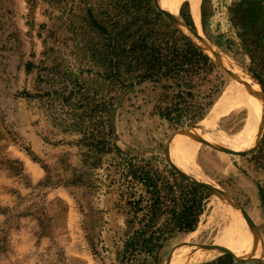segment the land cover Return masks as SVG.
<instances>
[{
	"label": "rangeland",
	"instance_id": "1",
	"mask_svg": "<svg viewBox=\"0 0 264 264\" xmlns=\"http://www.w3.org/2000/svg\"><path fill=\"white\" fill-rule=\"evenodd\" d=\"M155 1L191 41L213 43L264 82V0H177L175 18L161 0H152L154 6ZM95 2L0 0V235L6 238L0 264L114 263L116 248L134 221L127 195L120 196L119 176L126 162L157 170L169 183L190 184L177 168L204 182V210L195 229L205 222L212 195L226 205L228 224L221 240L204 239L207 245L175 258L187 232H174L149 264H172V258L179 264H202L223 255L264 264V201L258 186L264 167L256 168L249 153L261 138L264 109L251 146L215 128L210 145L195 155L200 173L186 172L190 164L177 150L198 125L224 128L240 122V115L229 112L235 103L234 77L213 57V72L195 80L192 93L178 105L184 115L200 105L202 115L191 125L173 123L163 113L179 112L174 109L175 80L122 83L103 69L99 52L106 40L85 23L82 12ZM27 62L33 64L29 72ZM68 90L88 91L92 124L102 118L107 151L88 153L78 143L79 134L53 123L57 113L47 109L49 98L54 91ZM45 92L51 96L42 97ZM66 105L62 109L69 111ZM52 106L61 111L58 101ZM174 191L179 193L177 187ZM211 243L227 248L215 253Z\"/></svg>",
	"mask_w": 264,
	"mask_h": 264
},
{
	"label": "trees",
	"instance_id": "2",
	"mask_svg": "<svg viewBox=\"0 0 264 264\" xmlns=\"http://www.w3.org/2000/svg\"><path fill=\"white\" fill-rule=\"evenodd\" d=\"M95 3L97 6L86 5L82 12L85 23L106 40L99 52L103 69L111 70L122 83L128 80L135 84L175 80L179 89L174 94L177 97L174 109L179 112L174 116L169 113L163 115L177 125L193 124L202 115L203 107L197 105L192 113L184 115L180 113L178 105L184 94L192 93L195 80H202L205 74L213 72L216 65L212 58L167 21L152 0H96ZM188 26L191 27L190 24ZM32 66L31 62H27L26 72ZM253 76L263 88L264 96V82L255 74ZM45 93L46 95L41 96L51 94ZM53 94L55 97L49 98L50 104H47L50 113H57V116H53V123L64 132L79 134L78 143L86 146L88 153L107 151L103 142L105 136L101 127L102 118L92 124V108L88 107L92 98L88 91H54ZM55 101L59 102L60 112H55L56 106H52ZM65 104L69 111L62 109ZM206 104H211V100ZM253 143L244 147L248 148ZM249 153L256 168L264 167V129L258 144ZM124 169L119 176L122 187L120 196L124 198L127 195L125 200L133 213L134 221L130 234L117 246L112 264H149V258L156 262V252L168 235L193 231L197 226L204 210L201 193L204 187L193 182L188 185L169 183L157 170L132 162H126ZM185 171L192 174L189 170ZM258 186L264 201V179L258 181ZM176 187L179 193H175ZM162 215L165 218L159 223L158 218ZM37 219L41 222L40 218ZM5 241V236L0 235V251ZM216 246L215 248H222ZM238 257L241 258L223 255L202 264H247L246 256ZM254 261L261 262L258 259Z\"/></svg>",
	"mask_w": 264,
	"mask_h": 264
},
{
	"label": "bare ground",
	"instance_id": "3",
	"mask_svg": "<svg viewBox=\"0 0 264 264\" xmlns=\"http://www.w3.org/2000/svg\"><path fill=\"white\" fill-rule=\"evenodd\" d=\"M161 2L172 14L173 18H175L177 0H161ZM173 24L175 25L174 22ZM180 24L183 25V23ZM184 27L186 30H189V28H187L186 26ZM196 40L199 41L202 46L195 43L194 41L192 42L199 46V48H201L212 59L213 57H215L219 61L224 62L225 66L230 70L232 76L234 77V82L236 81V85L235 91L233 92L235 103L233 108L229 112H231V114L241 116L240 122L236 123L232 127L218 128L215 125L216 123H213L212 127L210 128L206 123L198 125L195 128L193 135L189 136L181 143L177 150V153L180 155L181 159L184 162L190 164V166L187 167L189 171L193 175L197 176V172L200 173V171L199 166L196 162L195 155L200 148L208 147L210 145L208 140L213 136V131H215L214 129L216 128L228 133L234 138L235 141L239 143H249L253 141L259 134L260 116L264 108L262 107L261 89L255 77L252 76L238 61L234 60L228 54L224 53L213 43L207 40ZM218 190L222 192L221 189L218 188ZM222 194L227 199L226 195L223 192ZM219 197L217 195H212V198L209 202L210 207H212L205 222L202 225L199 224L200 226H198L195 230L185 233V235L182 237V240L180 239V244L173 252V254L176 255L175 258H178L179 255L182 256L181 258L185 257L192 247L207 245L206 243L202 242L204 239L217 242L223 238L228 224V218L227 215L223 214V212L226 211V205L225 203L221 202ZM216 245L218 244H210L211 247ZM211 249L214 252H219L220 249L225 248L213 247ZM175 258H172V264H179V260H176Z\"/></svg>",
	"mask_w": 264,
	"mask_h": 264
},
{
	"label": "water",
	"instance_id": "4",
	"mask_svg": "<svg viewBox=\"0 0 264 264\" xmlns=\"http://www.w3.org/2000/svg\"><path fill=\"white\" fill-rule=\"evenodd\" d=\"M247 1H253V2H255V1H260V0H247ZM155 3H156V1H155ZM155 6H156V8H158L159 11H161V12L163 13L164 16H167L168 18H170L169 14H168L163 8H161L157 3H156ZM170 20H171V18H170ZM171 21H172V20H171ZM172 25H173V24H172ZM173 26H174V25H173ZM174 27H175V26H174ZM175 28H176V27H175ZM184 36H185V35H184ZM186 133H187V132H186ZM239 153H242V152H239ZM176 168H177V167H176ZM176 171H177L181 176L187 177V179L190 180L191 182L196 183V184L201 185L202 187L206 188V185H205L204 182H202V181H200V180H197V179H195L194 177H192V176L186 174L185 172H183V171L180 170L179 168H177ZM227 199H228V198H227Z\"/></svg>",
	"mask_w": 264,
	"mask_h": 264
}]
</instances>
